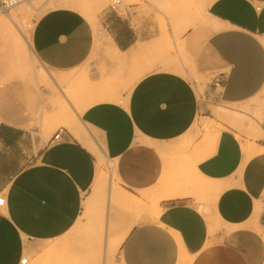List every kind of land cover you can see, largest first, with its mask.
<instances>
[{"label":"crops","instance_id":"crops-1","mask_svg":"<svg viewBox=\"0 0 264 264\" xmlns=\"http://www.w3.org/2000/svg\"><path fill=\"white\" fill-rule=\"evenodd\" d=\"M208 13L218 27L208 29L200 48L224 69L213 97L225 105L247 103L264 91V3L212 0ZM74 21L62 16L54 21L56 28L46 27L47 20L38 28L50 34L37 41L39 55L67 75L85 67L93 44L88 25ZM112 23L106 28L121 51L136 44L137 36L129 28L120 34ZM117 93L124 104L95 102L79 121L113 163L125 189L154 188L165 170L156 146L174 149L187 135L201 110L197 92L170 69L143 76L127 95ZM58 132L41 142L22 126L0 122V197L5 200L0 209V264H21L29 244L58 239L81 215L97 158L69 130L61 129L51 142ZM258 145L264 147V140ZM244 159L238 139L223 131L213 153L191 171L225 185L223 191L206 194L203 201L193 194L160 200L158 219L139 222L127 232L117 264H178L181 253L191 258L190 264H262L264 153L242 167ZM201 206L211 212L212 233Z\"/></svg>","mask_w":264,"mask_h":264},{"label":"rangeland","instance_id":"rangeland-1","mask_svg":"<svg viewBox=\"0 0 264 264\" xmlns=\"http://www.w3.org/2000/svg\"><path fill=\"white\" fill-rule=\"evenodd\" d=\"M36 1L42 2L43 0H28L24 5L30 7ZM161 1L120 0V5L115 13L110 9L114 4V0H108L105 3L89 0L85 8L96 14L98 26L101 30L108 33L106 24L112 21V26L117 28L120 34L129 28L130 33L137 36L136 44L151 45L161 39V33L165 29L168 33V43H161L159 48H156L155 51L150 50L148 56L139 59L135 64L130 62L125 65H118L107 57L102 48L95 47V34H93L89 23L83 20L91 32L93 44L91 45L90 57L84 68L71 71L69 75L63 71L54 70L39 55L37 41L40 37H44L45 33H42V35V29L38 30V28L42 24L45 12L44 7L33 8L27 20V23L31 25L27 28L31 44L28 53V65L31 69L26 68L25 70L18 65L8 44L0 38V122L22 126L41 142L47 141L57 130H68L65 125L54 118V100L56 97L65 96V100L71 108L72 106L75 107L74 112H80L79 107L81 104L78 101L76 102L75 95L73 96L70 93L69 86L72 84L83 80L85 77L91 78L94 76L97 79L103 73L119 71L122 80L117 88L122 94L127 95L130 91L129 83L137 73V66L140 67V70H143V76L155 71L174 69L195 87L201 103L200 113L192 128L187 135L178 140L173 146L174 152L170 156L172 158L170 162L175 165L176 171L189 170L190 165L194 162L195 157L186 160L190 156L186 155L188 157H184V155L192 147L203 141L207 132L203 127L206 121H211L216 131L233 133L240 144L254 142L258 145L260 140H264V133L261 128L263 115L259 117L260 131L254 141H252L246 130L232 129L226 120L219 119L214 115V111L219 106L226 107L227 105L217 102V99L213 97V94H217L220 90L219 85L224 69L218 62L206 56V54L203 55L200 48V39L208 34L207 16L197 19L192 10L189 9L186 0H167L171 7L176 9L175 16H172L176 21L173 24L172 19L166 17V15L164 16L160 11L159 3ZM20 6L21 4L11 11L13 12ZM70 14L79 17L76 12H70ZM185 26L187 27L185 28ZM36 30L38 34L35 35ZM45 37L49 38L50 34L46 33ZM61 41L64 42L65 38H61ZM64 45L65 43H63V47H65ZM166 57L171 64L164 69L158 62L165 60ZM176 65L180 71L177 70ZM191 72H195L198 77L197 80L193 78ZM263 94L260 97L264 99ZM120 98L123 99L122 96ZM249 104L253 103L228 105V107L245 110L251 114V109L246 108ZM10 115L17 118H12ZM196 142L198 143L196 144ZM102 160V168L107 177L105 193L100 194L98 192L94 194L91 189L85 195V199L86 197L91 199L90 212L87 215L81 213L79 223L69 237L70 242H67V245L63 246L59 253L52 257L53 263L51 264H117L119 248L113 251L112 242L119 235L120 228L125 229L130 221L128 217H124L125 215L122 216V222L121 219L118 220L119 216L116 219L113 215L115 211H112L110 206V189L112 187L114 190L118 188L135 195H139V193L131 192L118 183L112 177L113 163L107 158ZM154 196V201L156 199L158 201L159 193L154 194ZM102 199L104 200L105 213L103 223L97 209ZM210 201L208 199V202ZM197 202L199 201L197 200ZM151 208L135 224L142 221H152ZM67 237L65 235V239ZM62 238L59 237L41 244H29L30 247L27 248V252L23 256V259H28L26 264H36L39 258L47 255V253L45 254L47 250L55 249V246L59 243L58 241Z\"/></svg>","mask_w":264,"mask_h":264},{"label":"bare ground","instance_id":"bare-ground-1","mask_svg":"<svg viewBox=\"0 0 264 264\" xmlns=\"http://www.w3.org/2000/svg\"><path fill=\"white\" fill-rule=\"evenodd\" d=\"M28 0H23L15 4L14 6L10 7L8 10L3 11L0 10V38L8 44L9 49L11 50L12 54L15 57V61L18 65L22 66L23 69L30 68L29 64V48L30 44V37L27 31L28 27H31L29 23H27L28 15L32 13V9L37 8L38 6L44 7V19L47 20L46 27L54 29L57 26V23L54 21L57 18H61L62 16L73 17V21L75 20H85L89 23L93 34H95V47L102 48L105 51L108 58H110L113 62L118 65H125L126 63H133L137 62L139 59L145 58L148 56V52L150 50L155 51L156 48L161 46V43L167 44L168 40V33L164 29L161 33V39H158L155 43L151 45H143V44H136L129 48L127 51H121L116 44L113 42L109 34L103 30H101L98 26L97 17L95 13L88 11L85 8V5L88 3L89 0H43L36 1L32 4V6L24 5L25 2ZM99 3H105L108 0H97ZM118 0H114L116 2ZM187 5L190 10H192L193 14L197 19L203 18L207 16V26L210 30H215L218 27L213 18L209 16L208 7L210 6L212 0H186ZM21 6L18 9H15L13 12L11 11L16 6ZM120 5V4H119ZM118 5V6H119ZM117 6V7H118ZM117 7L112 12H117ZM159 9L163 13V15L170 19H172L173 24L176 22L172 16H175L176 9L171 7V4L166 0H162L159 3ZM70 12H76L78 16H74L70 14ZM74 21V22H75ZM187 26H185L186 28ZM184 28V29H185ZM67 29V28H65ZM95 32V33H94ZM34 34H38L36 30ZM33 34V35H34ZM97 34V36H96ZM32 62V60H31ZM33 63V62H32ZM164 69L170 66V62L168 61L167 57L165 60H160L158 62ZM177 66V65H176ZM176 68V67H175ZM31 69V68H30ZM177 70L180 71L179 67L177 66ZM30 71V70H29ZM136 75L129 83L130 90L132 87L143 77V70H140V67L137 66ZM193 73V78L198 79L195 72ZM122 77L119 71L115 73H103L99 75L97 79L92 80L85 77L83 80L76 82L69 86L70 93L75 95V101L79 102L81 106L79 107L80 112H74V108L70 106L69 103L65 100L66 97L60 95V97H56L54 100L55 105V114L54 118L58 119L59 123L65 125L67 129L71 132V134L78 139L80 142L83 143L97 158V170L95 174V178L91 185V189L94 194L105 193V185L107 177L103 171V158H105L104 152L101 150L100 146H98L91 138L87 129L81 124L79 121V116L81 113L94 104L95 102L99 101H107L113 100L116 102H121L124 104L125 100L121 99L119 94L117 93V86L121 82ZM69 91V89H68ZM264 91L261 93L263 94ZM260 94V95H261ZM258 95L257 97L249 100L247 103L252 102L253 104H249L246 108L248 110L251 109V114L245 110L235 109L225 106H219L218 109L214 111V115L219 118L226 120L229 126L233 128H237L240 130H246L248 135L251 137L252 141H254L257 134H259V117L264 113V99ZM264 96V94H263ZM237 105V104H234ZM239 105V104H238ZM12 118H17L11 116ZM18 120V119H16ZM19 121V120H18ZM205 130L207 131L203 141H201L196 146L192 147V150L189 151L191 155H186L188 157L186 160L190 159L191 157H195L194 162L190 165L189 170L186 171H176L175 168H170V161L168 155L174 152V149L169 148L165 149L161 146H156L161 154H163V159L165 161V170L161 178L159 179L157 185L154 188L148 190L138 191L139 195H135L133 193L120 190L118 188L112 187L110 189V206L115 215V218L121 219L122 216L128 217L130 223H128L126 228H120L119 235L113 240L112 242V249L113 251L117 250L127 232L131 229V227L135 224V222L141 218L147 210L151 208V215L153 217L152 220H156L159 218L161 214V209L159 207V202L162 199L174 198L176 196H185L186 194H193L201 201V199L206 194H212L216 191L221 193L225 188V185L216 183L211 180L204 179L200 175H196L194 169L196 164L199 160L204 159L205 157L209 156L213 153L219 137L221 136V131H216L213 128V123L211 121H206L204 126ZM242 151L245 155V159L243 161L242 167L246 163L247 160L252 158L253 156L259 155L260 153L264 152V147L254 144V142L242 143L241 144ZM166 151H169L166 153ZM167 162V168H166ZM186 162V161H185ZM169 165V166H168ZM172 165V164H171ZM193 169V173L192 171ZM241 167V168H242ZM167 169V170H166ZM112 177L120 183L119 177L117 175L116 170L114 169L113 165V173ZM116 187V185H115ZM112 190V192H111ZM158 201H154V194H158ZM153 202H155L153 204ZM153 204V205H152ZM3 208V207H2ZM91 209V199L86 197V199L82 202V214L87 215ZM98 212L100 213V218L102 219L101 222L103 223L104 220V200L98 205ZM201 211L204 215H206L207 220L210 224L209 231L212 233L211 227V212L208 211L204 206L200 207ZM79 223V218L75 222V225L63 236L61 240H59L58 244L55 246V249L52 248L47 250L43 257L39 258L36 264H51L53 263L52 257L59 253V250L62 249L63 246L67 245V242H70V235L73 233L75 226ZM119 223V221H118ZM122 224V223H121ZM118 225V224H117ZM255 226H257L255 224ZM65 235L67 239H65ZM41 248V247H39ZM37 250V248H34ZM51 256V257H50ZM28 261V259H27ZM191 258L186 254L181 253L178 264H190Z\"/></svg>","mask_w":264,"mask_h":264},{"label":"built area","instance_id":"built-area-1","mask_svg":"<svg viewBox=\"0 0 264 264\" xmlns=\"http://www.w3.org/2000/svg\"><path fill=\"white\" fill-rule=\"evenodd\" d=\"M23 1V0H0V10L6 11L8 10L10 7L14 6L15 4H17L18 2ZM261 3H264V0H260ZM120 4V0L114 2V4L111 6L112 10H115V8ZM61 132V129L59 130V132L53 137V140L51 142H53L54 140H57L59 138V134ZM264 132V130H263ZM5 200L3 197H0V207L4 206ZM27 260L26 259H22L21 264H26Z\"/></svg>","mask_w":264,"mask_h":264}]
</instances>
